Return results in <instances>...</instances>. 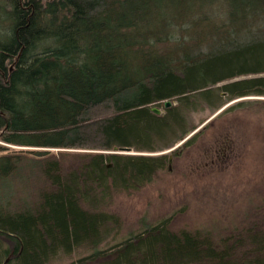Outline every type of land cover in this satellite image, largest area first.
Returning a JSON list of instances; mask_svg holds the SVG:
<instances>
[{
    "label": "trees",
    "instance_id": "obj_1",
    "mask_svg": "<svg viewBox=\"0 0 264 264\" xmlns=\"http://www.w3.org/2000/svg\"><path fill=\"white\" fill-rule=\"evenodd\" d=\"M246 97H264V0H0V186L27 154L43 181L12 211L0 191V264H264V221L217 239L167 217L123 236L98 208L168 163L109 152H161ZM51 150L96 153L69 170Z\"/></svg>",
    "mask_w": 264,
    "mask_h": 264
},
{
    "label": "rangeland",
    "instance_id": "obj_2",
    "mask_svg": "<svg viewBox=\"0 0 264 264\" xmlns=\"http://www.w3.org/2000/svg\"><path fill=\"white\" fill-rule=\"evenodd\" d=\"M238 104L243 106L232 108ZM208 109L193 116L195 124L200 120L204 123L168 149L157 153L133 149L109 152L168 157L164 170L151 183L138 190L114 192L104 205H98L120 217L123 236L133 233L141 224L146 226L167 217L173 230L202 229L217 239L264 221V97L237 99L218 111ZM202 128L205 130L194 142L183 148L184 141ZM3 146L6 145L0 143ZM174 151L176 156L172 155ZM83 153L96 151L51 150L49 155L72 170ZM27 155L28 162L22 171L0 186L3 203L9 211L32 204L43 186L37 162H30L37 157ZM85 254L78 251L56 264H66Z\"/></svg>",
    "mask_w": 264,
    "mask_h": 264
},
{
    "label": "water",
    "instance_id": "obj_3",
    "mask_svg": "<svg viewBox=\"0 0 264 264\" xmlns=\"http://www.w3.org/2000/svg\"><path fill=\"white\" fill-rule=\"evenodd\" d=\"M171 106V103L170 102H165L164 103V108L167 109ZM151 112L155 115H160L161 114V111L157 108H152L151 109ZM120 151H129V149H121ZM169 161H170V158H169Z\"/></svg>",
    "mask_w": 264,
    "mask_h": 264
},
{
    "label": "bare ground",
    "instance_id": "obj_4",
    "mask_svg": "<svg viewBox=\"0 0 264 264\" xmlns=\"http://www.w3.org/2000/svg\"><path fill=\"white\" fill-rule=\"evenodd\" d=\"M164 103H165V102H164ZM164 103L162 104V107H163V108H164ZM151 109H152V108H151ZM151 109H150V110H151ZM164 109H165V108H164ZM160 111H161V110H160Z\"/></svg>",
    "mask_w": 264,
    "mask_h": 264
}]
</instances>
